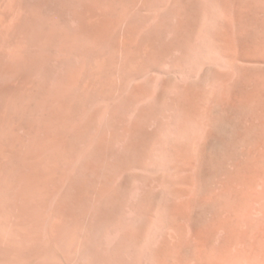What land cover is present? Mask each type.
Returning <instances> with one entry per match:
<instances>
[{"label": "rangeland", "instance_id": "rangeland-1", "mask_svg": "<svg viewBox=\"0 0 264 264\" xmlns=\"http://www.w3.org/2000/svg\"><path fill=\"white\" fill-rule=\"evenodd\" d=\"M180 2L185 23L172 16L153 29L139 77L84 102L83 136L72 143L56 195L44 200L45 224L76 223L65 264H194L199 240L211 251L224 242L216 220L234 216L240 203H262L264 0Z\"/></svg>", "mask_w": 264, "mask_h": 264}, {"label": "bare ground", "instance_id": "bare-ground-1", "mask_svg": "<svg viewBox=\"0 0 264 264\" xmlns=\"http://www.w3.org/2000/svg\"><path fill=\"white\" fill-rule=\"evenodd\" d=\"M182 6L180 0H0V264L64 263L76 223L55 218L45 224L44 200L58 191L72 143L83 134L84 102L91 92L118 83L125 91L142 71L153 29L167 27L172 16L183 26ZM14 166L17 176L11 177ZM13 180L19 190L12 193L5 187ZM261 201L250 208L240 203L234 216L216 220L213 232L225 234L224 242L211 251L208 241L199 240L195 263L264 264V196Z\"/></svg>", "mask_w": 264, "mask_h": 264}]
</instances>
